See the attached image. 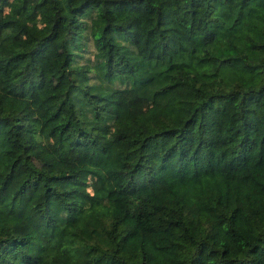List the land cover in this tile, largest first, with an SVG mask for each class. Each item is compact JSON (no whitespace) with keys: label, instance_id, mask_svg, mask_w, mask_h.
<instances>
[{"label":"trees","instance_id":"trees-1","mask_svg":"<svg viewBox=\"0 0 264 264\" xmlns=\"http://www.w3.org/2000/svg\"><path fill=\"white\" fill-rule=\"evenodd\" d=\"M54 43L39 166L0 110V264H264V0H0V72Z\"/></svg>","mask_w":264,"mask_h":264},{"label":"rangeland","instance_id":"rangeland-1","mask_svg":"<svg viewBox=\"0 0 264 264\" xmlns=\"http://www.w3.org/2000/svg\"><path fill=\"white\" fill-rule=\"evenodd\" d=\"M58 51L54 43L39 60L37 70L30 79L16 83L9 64L0 72V110L12 113L24 112L22 120L26 125L24 138L36 139L35 162L48 169H75L80 167L89 149L74 146L55 129L56 116H51L53 92L57 84L50 77V65Z\"/></svg>","mask_w":264,"mask_h":264}]
</instances>
